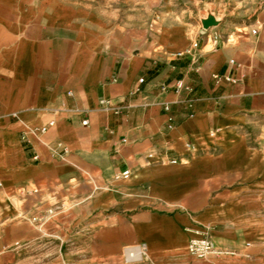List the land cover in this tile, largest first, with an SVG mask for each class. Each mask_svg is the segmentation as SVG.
Here are the masks:
<instances>
[{
    "label": "crops",
    "instance_id": "1",
    "mask_svg": "<svg viewBox=\"0 0 264 264\" xmlns=\"http://www.w3.org/2000/svg\"><path fill=\"white\" fill-rule=\"evenodd\" d=\"M257 22L125 37L64 0H0L2 245L96 239L111 257L142 244L129 247L156 264L256 256L264 8ZM44 225L99 228L47 237ZM201 236L217 262L187 255Z\"/></svg>",
    "mask_w": 264,
    "mask_h": 264
},
{
    "label": "rangeland",
    "instance_id": "2",
    "mask_svg": "<svg viewBox=\"0 0 264 264\" xmlns=\"http://www.w3.org/2000/svg\"><path fill=\"white\" fill-rule=\"evenodd\" d=\"M73 6L81 8L87 15L107 25L112 32L118 36L129 37L137 32L155 30L169 23H180L191 27L209 28L215 25H222L226 29H244L245 25H254L259 19V14L264 8V0H64ZM205 22H210L205 26ZM250 29L253 26H249ZM247 29V28H245ZM259 205V222L263 231L257 242L251 246L257 251L256 256L245 257L242 264H264V195ZM34 220V218H33ZM99 226L95 225L87 229L86 225H63L57 231L63 233L89 232L97 233ZM51 232L48 226L41 227L47 237ZM1 232V230H0ZM203 237V236H201ZM207 237V236H206ZM36 241L29 249L22 251V248L13 249L15 246L2 245L0 241V264H156L146 256L135 259L128 255L129 246L126 245L121 255L102 257V242L94 241V256H91L93 245L89 242L74 241L67 237ZM67 238V239H66ZM209 238V237H208ZM210 239V238H209ZM211 240V239H210ZM212 241V240H211ZM214 245V244H213ZM88 248V251L86 250ZM217 248L214 252L203 259L216 261ZM191 258V254H187ZM197 258V257H196ZM215 258V259H214ZM200 259V258H199ZM217 262V261H216Z\"/></svg>",
    "mask_w": 264,
    "mask_h": 264
},
{
    "label": "built area",
    "instance_id": "3",
    "mask_svg": "<svg viewBox=\"0 0 264 264\" xmlns=\"http://www.w3.org/2000/svg\"><path fill=\"white\" fill-rule=\"evenodd\" d=\"M231 63H234V60H231ZM227 78L229 80H234L231 74H228ZM87 123V120L85 121ZM46 128H41V131L44 132ZM131 175L130 169H125L116 174V178L118 179H127ZM34 219H36L34 217ZM139 246V245H138ZM145 249L144 245H141ZM127 251V250H126ZM214 252L213 242L206 236L196 237L190 240L188 244V253L194 257L203 259L207 256L211 255ZM132 257V256H131Z\"/></svg>",
    "mask_w": 264,
    "mask_h": 264
},
{
    "label": "bare ground",
    "instance_id": "4",
    "mask_svg": "<svg viewBox=\"0 0 264 264\" xmlns=\"http://www.w3.org/2000/svg\"><path fill=\"white\" fill-rule=\"evenodd\" d=\"M139 248L138 247H128L127 248V253L129 256H132L135 259L140 258V253H139ZM187 250H188V245H187Z\"/></svg>",
    "mask_w": 264,
    "mask_h": 264
},
{
    "label": "water",
    "instance_id": "5",
    "mask_svg": "<svg viewBox=\"0 0 264 264\" xmlns=\"http://www.w3.org/2000/svg\"><path fill=\"white\" fill-rule=\"evenodd\" d=\"M210 24V22H205V26H209Z\"/></svg>",
    "mask_w": 264,
    "mask_h": 264
}]
</instances>
